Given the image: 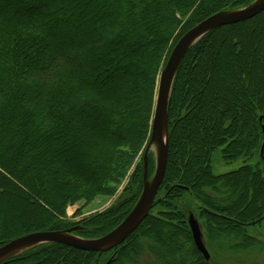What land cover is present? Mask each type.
I'll list each match as a JSON object with an SVG mask.
<instances>
[{"label": "trees", "instance_id": "trees-1", "mask_svg": "<svg viewBox=\"0 0 264 264\" xmlns=\"http://www.w3.org/2000/svg\"><path fill=\"white\" fill-rule=\"evenodd\" d=\"M249 1L0 0V216L7 218L0 246L29 233H71L73 225L63 221L67 206L111 195L150 134L140 115L150 112L162 53L181 20L192 17L173 45L204 19ZM166 122L167 165L152 204L164 199V220L149 212L106 252L48 243L2 264L176 263L162 253L143 260L139 237L170 253L176 246L182 252L176 264H216L220 255L249 250L261 255L264 241L247 229L264 222V11L217 27L187 49ZM219 149L226 163L257 154L262 167L215 176L211 164ZM142 179V169L131 175L113 217L131 203L123 217L129 214ZM188 197L203 206L207 259L177 210L178 200ZM225 209L230 217L221 214ZM106 216L95 217L91 229H103ZM166 227L174 236L181 232L176 245L156 240L168 234Z\"/></svg>", "mask_w": 264, "mask_h": 264}, {"label": "rangeland", "instance_id": "rangeland-1", "mask_svg": "<svg viewBox=\"0 0 264 264\" xmlns=\"http://www.w3.org/2000/svg\"><path fill=\"white\" fill-rule=\"evenodd\" d=\"M256 1L257 0H250L248 2V5L235 7V8L229 9L227 12H231V10L234 11V10L245 8V7L255 3ZM190 17L191 16L189 14L181 20V22L179 23L177 28L172 33V36L169 38L170 40L167 43V46L165 47L164 52L162 53L163 57L160 61L161 63L159 65V69L156 73V77H155V81H154L153 94H152V101H153L152 107L150 109V112H148V114L146 112H144L140 115L143 118V122L146 126V132L148 134L151 131L154 100H155L156 87H157V81H158L159 75H160V73H161V71H162V69H163V67H164V65L168 59L167 55H168V51L170 50L169 48H171L173 43L181 36L183 31H185V29L190 27V25L192 23L191 22L192 17L191 18ZM73 46H74V44L72 43V47ZM173 46H175V45H173ZM173 46H172V48H173ZM224 59L227 60L230 64L232 63V58H230V55H228L226 53L224 55ZM139 67H141V66H139ZM170 92H171V89H170ZM188 95H190V94L188 93ZM186 110H187V108H185L183 110L182 115H185ZM171 128H172V124H171ZM169 132H170V130H169ZM167 133H168V131H167ZM234 139L237 140L238 137H234ZM149 143H150V134L146 137V139L143 141V143L140 145V147L138 146V149L136 150V152L134 153V155L131 159L129 167L127 168L128 169L127 173L125 174L124 178L119 182L118 186L115 187L114 192L111 195L103 196V197H97L93 202H91L87 205L84 202H78L72 206H69V207L67 206V208L65 210V215H64L63 221L64 222L66 221L67 223L72 224L73 230L71 229L72 230L71 233L65 231L66 234L73 236V237H76V238L81 239V240H85V241L96 239V238H99L97 236H101L102 234H104L106 232L109 233L110 231L115 229L125 219V217H123V216H124L125 212L128 210V208L131 207V203L127 204L123 210H121L118 214H116V216L113 217L112 214H115V210L120 205L119 204L120 198L124 194V188H125L126 184L128 183L131 175L136 174V172L139 169H142V175H146V178L144 179V176H143V179H142L143 180V184H142V188H141V192H142L143 187H144V183L149 184L151 182L152 178L154 177V174H155L159 150H158V145L155 142L154 143L152 142L150 144ZM147 146H148L149 150H148V154H147V165H146V171H145L146 174H144V169L142 166V164H143L142 163V157H143V154H144ZM219 151H220V149L217 152H215V154L213 156L212 164H211V170H212L213 175H215V176H220L223 174L230 173L232 171L239 169L243 165H248L249 167L259 168V169H261V167H262L261 162L259 161L257 154H254L253 157H251L249 160H246V161L244 159L240 158L239 160H237L233 163H226L222 160L221 155L219 154ZM189 158H190V155L186 156L184 160H186V159L189 160ZM181 167L182 168H180V172L182 171V173H185V165H183ZM141 192H140V194H141ZM27 194H28V192H27ZM30 196H32V195H30ZM159 196H160V193H159ZM161 197H163V196H161ZM162 202H164V199L161 202L157 203V205H155V207L152 208V206H151L152 209L150 208V210L148 211V213L150 212V214L152 216L158 218L159 220H164L166 218V214L169 213V210L167 209V208H169V207H167L168 205H166ZM121 204H123V203H121ZM220 204H225V202H221ZM176 206L178 208L177 210L180 211L183 215L184 222H185L184 228H185V231L187 232L188 237H190V236H189V232H188V226L186 223V219L189 220V217L192 216L193 219L196 221L198 228H199V239H200L201 243L203 244V246L207 247L208 246V242H207V240H208L207 221H206V218L204 217V214H203L202 204L197 202L194 199L191 200V198L188 197V199L186 201L178 200V202L176 203ZM133 207L134 206H132V208ZM228 211L229 210L225 209V210H221L220 212H221V214L230 217L231 214ZM97 216H106V218L109 219L110 221L104 226L103 229L95 232L91 229L90 223H92V220ZM2 219L6 220L7 218L6 217L2 218L0 216L1 227L4 226V224H3L4 222L2 221ZM55 219H56V217H55ZM233 220L235 221V219H233ZM11 221H15V220H11ZM188 225H189V223H188ZM213 225H217V224H213ZM177 226H179L178 222H177ZM222 227H224V225ZM167 228L168 227H166V231H168V234L163 233L160 235V237L158 239H156L163 246H165L169 242L173 241L174 238L177 240H179L181 238L180 237L181 232L179 233L177 231V233L174 236L172 234H169V229H167ZM21 230L22 229H19V231H21ZM219 230H222L223 233L225 230H228L227 231L228 234H230V232H231L229 230V228L228 229L222 228ZM12 233H14V232H12ZM144 233L151 236V233L148 230H146ZM247 233L249 235H251L252 237L256 238L257 240H260L261 242H263L264 241V222L259 227L258 226L249 227L247 229ZM138 240H139L140 245H139V248H137V250H138V252L141 251V254L139 256L143 260L151 259V258H153V256L156 257L158 253L159 254L162 253L163 255H167L173 261L176 260V263H177V260H179L182 257V252L180 251V249H177L176 246L173 247L172 244H170L173 247V248L171 247L172 251L170 253L169 249L165 248L164 250H162V249H160L158 244H156V243L154 244L149 239H146L144 237H139ZM43 244H48V243H43ZM174 244L176 245L175 242H174ZM39 245H42V244H34V245L27 246V247H23L21 250H18L17 252H14V253H11L7 257L2 259L0 261V264L6 262L7 260H9L11 258H15L18 256L25 255V254L31 252L32 249L38 247ZM108 250L109 249L104 250V251L106 252ZM109 254L110 253L105 254L104 259L107 258L109 256ZM165 258L168 262H170V260L167 257H165ZM160 262H164V261H160ZM214 263H216V264H264V252L261 253V255H260L256 251L249 250V251L245 252L244 255L235 254L233 257H231L229 254L220 255V257L217 258V260H215ZM122 264H132V262L128 263L127 260H125Z\"/></svg>", "mask_w": 264, "mask_h": 264}, {"label": "water", "instance_id": "water-1", "mask_svg": "<svg viewBox=\"0 0 264 264\" xmlns=\"http://www.w3.org/2000/svg\"><path fill=\"white\" fill-rule=\"evenodd\" d=\"M262 11H264V0H257L255 3L242 9L214 14L192 27L173 47L159 75L154 100L150 143L155 142L159 150L155 174L149 184L144 183L143 190L134 207L115 229L106 235L88 241L55 231L30 233L0 246V261L14 250L43 243H57L83 251L101 252L121 244L135 231L150 210L165 175L168 151L167 106L172 81L179 61L187 49L209 31L217 27L233 25L249 20ZM148 150L149 148L147 146L143 154L144 174H146ZM143 176L145 179L146 175ZM188 223L196 248L207 259L208 254L199 239L198 225L192 216L189 217Z\"/></svg>", "mask_w": 264, "mask_h": 264}, {"label": "bare ground", "instance_id": "bare-ground-1", "mask_svg": "<svg viewBox=\"0 0 264 264\" xmlns=\"http://www.w3.org/2000/svg\"><path fill=\"white\" fill-rule=\"evenodd\" d=\"M21 249H22V248H20V249H17V250H14V251H13V252H11V253L17 252L18 250H21ZM11 253H10V254H11Z\"/></svg>", "mask_w": 264, "mask_h": 264}]
</instances>
